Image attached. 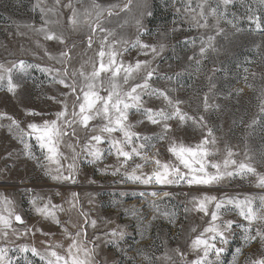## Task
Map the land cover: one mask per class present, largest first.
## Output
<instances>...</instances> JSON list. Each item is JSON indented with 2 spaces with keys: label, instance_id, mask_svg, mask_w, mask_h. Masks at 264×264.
Returning a JSON list of instances; mask_svg holds the SVG:
<instances>
[{
  "label": "rangeland",
  "instance_id": "1",
  "mask_svg": "<svg viewBox=\"0 0 264 264\" xmlns=\"http://www.w3.org/2000/svg\"><path fill=\"white\" fill-rule=\"evenodd\" d=\"M201 5L208 22L206 28L197 26L192 19L196 16L203 23L197 15ZM50 8L54 12H48ZM110 9L112 15H108ZM212 9H216L215 16ZM73 10L80 21L75 28L70 22ZM254 15L260 16L264 25L261 0H233L227 6L223 0H60L59 4L56 0H0V65L12 70L11 79L16 86L14 92L8 90L7 74L0 81V200L12 201L15 213L25 221L24 225L14 222L13 227L31 229L18 239L11 233L6 240L0 237V247L9 249L13 264H26L25 254L18 251L23 245L44 251L50 245L60 244L63 247L57 251L63 254L71 243L65 236V228L73 235L82 228L86 231V246L95 248V264H189L198 255L191 249L192 241L210 222V216L193 210V197L205 194L218 200L253 197L259 204L264 188L257 186L255 177L226 178L211 186L144 185L128 180L124 173H131L136 164L144 165L136 170L137 174L151 173L156 165L151 159L145 163L134 156L121 167L123 157L117 159L108 143L109 134L99 130L105 123L101 118L92 120L87 129L76 124L75 135L65 136L60 144L64 157L60 160L62 171L65 175L72 171L75 183L53 180L51 175L56 174L57 165L45 160L46 151L34 137L24 135L29 123L55 119V113L63 107L58 101L67 102L69 111L74 104L78 105L79 87L76 94H68L70 89L58 80L67 83L75 80L81 85L84 81L80 72L90 74L94 66L99 67L98 52L107 37L106 52L108 45L117 41L118 61L125 64L149 61L155 69L150 86L167 93L174 101H181L182 112L198 121L196 124L191 120L168 121L171 131L167 139L158 142L161 126L130 110L131 130L151 138L140 142L156 145L146 146L142 152L165 163H176L167 150L171 142L195 147L211 129L216 143L208 147L216 151L209 160L222 162L231 149L236 153L233 158L240 162L247 153L251 157L249 162L264 174V113L260 111L264 100V31L257 30L248 20ZM86 18L87 24L83 23ZM45 20L51 22L45 25ZM228 21H233L236 27ZM96 24L100 27L93 31ZM41 27L62 37L63 43L45 39ZM217 27L222 29L220 34ZM209 36L214 37L213 47L202 56L200 49L206 46L202 41L206 42ZM136 40L155 47L157 52L133 47ZM65 52L67 56L62 55ZM21 62L25 65L23 69L19 67ZM143 75L141 72L130 84L141 82ZM109 76L110 73L101 74L103 87L108 86ZM100 94L107 92L101 88ZM143 100L146 108L172 111L163 98L145 95ZM29 112L41 115H28ZM97 134L106 139L96 145L102 152L101 159L93 160L87 155L85 145ZM111 137L122 139V133H112ZM25 143L30 145L29 149ZM69 164H74V170L68 168ZM116 169L120 171L113 175ZM153 191H167L171 195L153 197L150 195ZM34 198H38L40 207L49 201L60 206L56 215L61 223L58 225L39 215L31 203ZM213 210L210 204L209 212ZM222 212L224 221L235 223L218 264H251L264 258V243L259 239L245 244L243 230L236 225H247V221L238 211L226 208ZM252 228L264 231V223L257 222ZM40 229L47 235H42ZM113 232L117 235L112 236ZM237 248L241 249L240 254ZM26 255L32 264H40L31 253Z\"/></svg>",
  "mask_w": 264,
  "mask_h": 264
},
{
  "label": "snow or ice",
  "instance_id": "2",
  "mask_svg": "<svg viewBox=\"0 0 264 264\" xmlns=\"http://www.w3.org/2000/svg\"><path fill=\"white\" fill-rule=\"evenodd\" d=\"M233 0H223L225 6L231 4ZM264 3V0H261ZM59 4L60 0H56ZM71 7V4L67 5ZM116 7V6H113ZM195 11L194 9H190ZM44 12V9H41ZM48 12H54V9H48ZM211 13L213 16L216 15V9H212ZM100 13L97 14L99 19ZM108 15H112V10L108 11ZM203 19V23L193 16L192 19L195 21L199 27H208L207 18L204 17L203 6L201 5V11L197 13ZM248 20L255 24L257 30L264 31V25L260 22V16L254 15L249 16ZM51 21L45 20L44 23L47 25ZM58 22V21H57ZM72 26L75 28L80 21L77 19L76 11L73 10L72 17L70 20ZM83 23H88L86 18ZM235 28L236 24L233 21H228ZM92 27L91 24H89ZM100 27L96 24L93 27V31ZM101 31H107L101 28ZM41 32H45V39L53 40L57 39L63 43L62 37L55 36L46 31L45 27L40 28ZM222 29L217 27V34H220ZM112 35V33H109ZM214 37L209 36L208 40L202 41V46L200 49L201 55L206 54L208 49L213 47ZM118 43L114 41L111 45H108L109 50L106 52L104 46L107 44V37L104 38L101 44V50L98 52L99 56V67L94 66V70L90 74H85L83 71L80 72V76L83 77V83L77 85L76 81L73 80L72 83H67L64 79H59L58 83L64 85L65 88L70 89L68 94H76L77 88L80 89V94L76 95V100L79 101L78 105L74 104L72 110L69 111V106L67 102L62 103L63 107L60 111L55 113V119L43 120L39 123L33 122L27 125L28 131H24V135L35 139L42 150L46 151L45 160L49 164L57 165L55 175H51V178L56 181H71L75 183L73 173L70 171L67 175L62 171V165L60 163L63 154L60 152V144L63 142V138L68 135H75V125L80 124L83 128L87 129L89 123L97 118H101L105 123L100 127L101 133L109 134L108 143L111 149L115 150L117 159L123 157L120 162L121 167H125L129 160H132L134 156L140 157L145 163L149 162L151 159L156 168L151 173L140 172L137 174V169H142L143 164H136L131 173L127 171L124 173L126 178L134 183L138 182L144 185L158 184V185H180L181 183L187 184L188 186L198 185V186H211L214 184H219L226 178H236L245 179L248 177H255V183L258 187L264 188V174L257 171L256 167L250 163L251 157L245 154V160L238 162L233 157L236 155L231 149H228L226 156L222 162H215L209 160V157L215 154V149H211L208 146L214 145L216 143L215 137L211 129H208L207 136L197 144L195 147L186 146L183 143L177 144L176 142H171L168 146V151L175 158L176 163H165L160 159H155L148 157L141 150L145 147L155 148V144L146 145L140 141H149L150 137H141L139 133L133 132L132 125L128 123L129 111L135 110L136 112L144 115L147 120L154 124L161 126V134L156 138L157 141H163L167 139V133L171 131V125L168 121L173 119H178L180 122H186L191 120L194 124L198 121L194 117L188 116L183 113L179 105L181 101L172 100L167 93L154 89L150 86L149 81L153 78L155 69L150 67L149 61H136L134 64H125L122 60H117L119 52L115 50V45ZM127 43V42H125ZM89 46H91V37H89ZM139 46L142 49H150L152 53H156L155 47L142 44L139 40L135 41L133 47ZM145 55L148 53L145 52ZM63 56H67L68 53H62ZM107 56V60L105 57ZM21 69L25 67L24 63L21 62L19 65ZM11 69H6L0 65V81L5 79V74H7L8 80V90L14 92L15 85L12 83L11 79ZM44 71H50L49 69H44ZM143 72L144 75L141 78V82L132 83L130 81H135L140 73ZM102 73H110L108 77V86L103 87V81L100 79ZM122 74V75H121ZM65 75L67 72L65 71ZM125 86H128L127 88ZM103 88L107 92V95H101L100 91ZM66 94V95H68ZM147 96H157L158 98H163L167 102V106L172 109V111H167L165 108L152 109L144 107L145 101L143 97ZM78 106V111L76 110ZM207 97H205V108H207ZM260 111L264 113V100L261 101ZM28 115L36 116L41 115L36 112H29ZM11 119V118H9ZM200 121H203V117H200ZM256 121H253L255 123ZM13 124L19 127L18 122L13 120ZM96 128L93 127L92 131ZM120 132L122 133V139H117L111 137L112 133ZM106 137L103 135H92L89 138L88 143L85 145V151L87 155L93 157V160H99L102 157L101 150L96 147L101 143L105 142ZM95 144H92V142ZM22 142H24L22 140ZM126 147H130V150H126ZM25 148L29 149L30 145L25 143ZM75 151V149H73ZM30 154V153H29ZM111 154V151L110 153ZM182 166V167H181ZM74 164H69L68 168L74 170ZM211 169V170H210ZM120 169H116L112 174L115 175ZM75 195V194H74ZM143 195V194H142ZM153 197H159L163 195L165 197L171 195L169 192L164 191L162 193L153 191L150 193ZM37 199L34 198L31 203L35 206V211L41 215L44 219H50L56 224H60V220L56 215V209L60 206L52 205L49 201L48 205L43 207L37 206ZM193 210L204 213L205 216H210V222L207 227L197 236L191 244V249L198 255L196 259L189 262V264H218L222 253L225 251V247L229 243L230 234H232L234 221L228 220L224 221L222 216L224 213L222 209L231 211L233 209L238 211V215L247 221V225H236L243 230V240L245 244L260 240L264 243V231L260 228L253 230L252 225L257 222L264 223V197H260L259 204L256 203L255 198L245 197L243 199L237 197H225L223 199H217L215 196L203 195L202 197H193ZM213 205L214 210L209 212V205ZM75 205H73L74 207ZM230 206V207H229ZM187 211V209H186ZM6 213V214H5ZM24 225V219L15 213L13 202L7 199L0 200V237L5 240L11 233L17 239L21 235H27L31 229L26 227L23 230H19L13 227V223ZM91 226L94 228L96 222L91 221ZM42 235H47L43 233L40 229ZM66 238L71 240V243L66 249H64L63 254L57 251V249L63 247L60 244L54 246L50 245L40 251L36 247H29L28 245L20 246L18 251L25 254L24 259L26 264H32L31 261L27 259L28 253H31L32 257L39 259L40 264H95V248L86 246V231L82 228L75 235L69 233L67 229H64ZM34 235V233H33ZM112 236H116L117 233H111ZM121 237L123 233L119 234ZM84 237V239H82ZM220 245V246H218ZM12 251H16L13 249ZM237 254L241 253V249H236ZM183 256V254H181ZM214 256L215 259L210 257ZM20 259V257H16ZM0 264H13V258L9 256V249L7 247H0ZM251 264H264V258H260L251 261Z\"/></svg>",
  "mask_w": 264,
  "mask_h": 264
}]
</instances>
